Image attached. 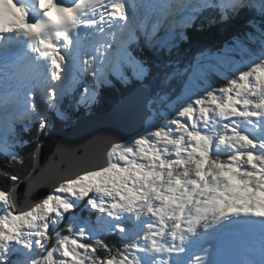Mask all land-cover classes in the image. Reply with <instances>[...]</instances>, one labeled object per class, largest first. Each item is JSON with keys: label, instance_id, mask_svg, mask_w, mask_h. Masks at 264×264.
<instances>
[{"label": "snow or ice", "instance_id": "1", "mask_svg": "<svg viewBox=\"0 0 264 264\" xmlns=\"http://www.w3.org/2000/svg\"><path fill=\"white\" fill-rule=\"evenodd\" d=\"M209 9L221 22L254 14L251 31L217 56L232 65L226 86H185L175 99L157 90L140 131L127 141L104 134V166L62 178L27 210L20 177L4 170L14 186L0 189V264H230L214 258L217 243L248 226L240 217L264 218V0H0V155L23 163L17 125L43 132L49 113L70 120L65 98L91 110L110 76L146 78L132 46L143 38L171 49ZM84 200L99 213L95 226L74 212ZM65 221L69 235L58 230ZM113 232L124 241L115 251L100 238ZM235 264H264V219L258 245Z\"/></svg>", "mask_w": 264, "mask_h": 264}, {"label": "trees", "instance_id": "2", "mask_svg": "<svg viewBox=\"0 0 264 264\" xmlns=\"http://www.w3.org/2000/svg\"><path fill=\"white\" fill-rule=\"evenodd\" d=\"M254 15L253 13L246 11L242 13L240 16H234L231 20L227 21L226 24H219L218 17L215 19L206 18L198 19L194 26L186 30V42L181 41L179 45L176 44L175 47L171 48V52L168 49H159L157 48H148L143 47L141 44L138 45V53L140 59L146 61V66L150 69L149 75L146 77V81L151 84H156L157 88H162L163 85H167L166 76H171V81L173 77L178 72H183L184 70L191 72L189 68H186L184 65L185 58H188L192 64H195L197 67L196 74L198 73V79L200 81V86L202 87L205 83L210 84L213 88H220L226 86L227 77L232 75V72L227 68L224 71V67L221 60L216 59V54L222 53V50L226 45H231L233 39L237 36H243V34L247 31H251V29L247 26V20L250 16ZM259 20V17H255ZM213 21L212 25L210 21ZM253 49H256L257 45H250ZM206 52V56L208 54L211 55L208 59L206 56L204 57V53ZM202 57L200 60H197L198 57ZM196 59V60H195ZM235 59H239L238 56H235ZM171 61V72L167 69H161L156 65L159 63L164 66L166 63ZM191 64H188L190 66ZM189 78V76H188ZM112 81L111 85H106L101 87L99 102L96 104L91 110L96 111L99 114L106 113L113 109L115 105L119 102L123 95H125L129 89L128 87H132L129 85L130 83H138L137 79H132L128 83H123L120 80L114 78L110 79ZM133 85V84H132ZM160 88V89H161ZM155 91V88L153 89ZM63 107L67 109L71 114V119L67 122H62L55 117L53 120L57 123L56 127L65 126V123H72L73 119L78 118L80 114H83L82 108L76 110L75 108H69V100H65L63 102ZM162 117H157V119H161ZM54 126H50L46 131L53 129ZM39 134L40 132L36 130L33 134L29 136V138H24L22 148L17 151L20 156L23 158V163L18 162H8L5 160L4 156L0 155V189H5V191H10L12 189L13 182L10 179H6L3 175V171L6 170L9 174L18 175L20 180L25 178L28 173H30L33 164V152L37 148L39 144ZM43 136V134H42ZM28 145V146H27ZM27 146V147H25ZM18 147L16 148V150ZM15 150V151H16ZM16 183V184H17ZM86 207V208H85ZM80 210L76 211L78 216L83 217L84 219H88V213L91 211L87 207L86 200L82 201L80 204ZM103 241L113 250L112 248L114 243L122 240L121 238L116 236V239H109V234H103L101 237ZM115 240V241H114ZM90 242V241H89ZM97 255L106 256V252L103 249L98 250Z\"/></svg>", "mask_w": 264, "mask_h": 264}, {"label": "water", "instance_id": "3", "mask_svg": "<svg viewBox=\"0 0 264 264\" xmlns=\"http://www.w3.org/2000/svg\"><path fill=\"white\" fill-rule=\"evenodd\" d=\"M151 95L147 87L137 86L131 91V95L122 98L111 111L102 115L88 114L77 119L71 127L41 139L39 149L34 151V168L32 167L20 186H15L16 194L23 202L20 209L27 210L42 200L62 178L74 175L82 169L104 166L105 149L108 145L104 134L127 141L140 131L146 114L145 101ZM74 130L79 131L80 139L76 135H69L68 132ZM57 145H64L68 150L58 151ZM48 174L53 177L52 181L45 179Z\"/></svg>", "mask_w": 264, "mask_h": 264}, {"label": "rangeland", "instance_id": "4", "mask_svg": "<svg viewBox=\"0 0 264 264\" xmlns=\"http://www.w3.org/2000/svg\"><path fill=\"white\" fill-rule=\"evenodd\" d=\"M181 40H184V39H181ZM217 53V52H216ZM216 53H214V54H208L207 56H206V52L204 53V57L206 56L208 59H210L211 57V55H215ZM218 54H222V53H218ZM218 54H216L215 56H216V59H217V56H218ZM198 57V56H197ZM210 57V58H209ZM202 57H198L197 58V60H200ZM235 58V57H234ZM196 60V59H195ZM182 62H184V65H185V67L186 68H189L190 70H192L191 71V73L190 74H188V71H186V70H184L183 72H178V73H182V74H179V75H174L175 76V78L171 81L170 79H171V76H170V78L169 79H166L165 81H168V80H170V86L168 87V89H167V92L169 93V95L171 96V98L173 97V98H176L179 94H180V92H181V89H182V87H185V86H191V87H193V88H196L197 87V85H199L200 86V81H199V79H198V73L196 74V71H197V69L195 68V67H197V65L195 64L196 62H193V64L190 62V61H188V58H185L184 60H182ZM223 64H225V65H223V67H224V71H225V69L227 68L228 70H230L231 69V67H232V65L231 64H226V63H224V62H222ZM188 64H191L190 66H188ZM158 67H160L158 64H156ZM167 69H169L171 72H173L174 71V68H173V70H171V67L170 66H168L167 67ZM188 76H189V78H188ZM185 79H186V85H185ZM143 83L145 84V85H147L149 82H147L146 81V79L145 80H143ZM183 83V84H182ZM161 88V87H160ZM160 88H157L156 87V90H158V89H160ZM133 89H131L128 93H127V95L129 94V95H131V91H132ZM126 95V96H127ZM82 109H84V108H82ZM19 133H20V135H23L24 133L22 132V131H19ZM69 133V135L70 136H72V135H76V137L78 138V139H80L81 138V135L79 134V131L78 130H74V131H71V132H68ZM63 136V135H62ZM65 136H67V135H64V137ZM1 176V175H0ZM13 188V187H12ZM3 190H5V189H3ZM51 191H53V190H51ZM50 191V192H51ZM48 194H50V193H48ZM28 196V195H27ZM45 197L47 196V194L46 195H44ZM45 197H43V198H45ZM82 202V201H81ZM81 202L79 203V205H78V207L76 208L77 209V211H78V208L80 207V204H81ZM25 205V204H24ZM75 209V210H76ZM76 215L78 214V213H75ZM66 215H69V214H66ZM66 221L65 222H63V223H61V224H59L58 225V230L61 232V234L62 235H69V233H68V231H67V227H66ZM116 234L117 233H115V232H113V233H111V238H114V239H116ZM117 241V240H116ZM84 242H89V241H84ZM117 243H120V245H119V247L118 248H120L121 247V245L124 243V241L123 240H120V241H117ZM49 247H51V244H49L48 245ZM106 255H107V253H106ZM17 259V257L16 256H13V257H11V260H13V261H15Z\"/></svg>", "mask_w": 264, "mask_h": 264}, {"label": "bare ground", "instance_id": "5", "mask_svg": "<svg viewBox=\"0 0 264 264\" xmlns=\"http://www.w3.org/2000/svg\"><path fill=\"white\" fill-rule=\"evenodd\" d=\"M178 30H179V29H178ZM132 100H135V99L133 98ZM135 103L138 104V102H135ZM135 103H134V104H135ZM69 146H70V145H69ZM33 168H34V167H33ZM52 178H53V177H52L50 174H48V175L46 176L45 179H46V180H49V181H52V180H53ZM25 180H26V178H24L23 180H21V181H20L19 183H17L16 185H19V186H20L21 183L24 182ZM16 185H15V186H16ZM17 198H18V199H17V204H18V207L20 208V207L23 205V202L20 200L21 198H19V195H17ZM202 231H203V230H201V233H202Z\"/></svg>", "mask_w": 264, "mask_h": 264}]
</instances>
